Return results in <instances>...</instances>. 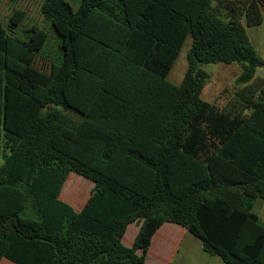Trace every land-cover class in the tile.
Returning a JSON list of instances; mask_svg holds the SVG:
<instances>
[{
  "label": "trees",
  "instance_id": "1",
  "mask_svg": "<svg viewBox=\"0 0 264 264\" xmlns=\"http://www.w3.org/2000/svg\"><path fill=\"white\" fill-rule=\"evenodd\" d=\"M263 9L43 0L50 57L46 28L12 7L0 22V261L146 264L156 232L176 223L226 264H264V59L247 31L264 30ZM189 38L177 85L168 75ZM218 63L242 66L223 108L202 98V65ZM71 173L94 183L81 212L61 199Z\"/></svg>",
  "mask_w": 264,
  "mask_h": 264
},
{
  "label": "rangeland",
  "instance_id": "2",
  "mask_svg": "<svg viewBox=\"0 0 264 264\" xmlns=\"http://www.w3.org/2000/svg\"><path fill=\"white\" fill-rule=\"evenodd\" d=\"M70 2L74 8H78L81 0H66ZM43 0H0V12L2 13V18H9V11L13 7H20L28 13L29 23L31 21L37 22L38 24H43V17L41 14V5ZM264 10V9H263ZM46 30L49 32L50 38L48 44L45 48V53L52 57L55 55L58 49V38L48 24H43ZM249 37L253 46L255 47L258 54L264 59V30L263 27H252L247 28ZM192 46V39L189 38L184 44L176 62L174 63L169 75L168 80L174 84L179 85L188 69L187 54ZM202 68L209 73L210 78L205 85L202 93L203 100L215 104L219 108H223L228 100L232 98L238 89L236 80L242 72V66L239 63L232 64H203ZM257 77H264V68H259L257 70ZM69 114L81 119V116L74 112H69ZM67 190H74L75 194H81V192L88 193L91 190L93 184L92 182L77 174L72 173L65 185ZM62 200H64L62 198ZM65 201V200H64ZM66 202V201H65ZM68 203V202H67ZM70 204V203H68ZM72 205V204H70ZM73 206V205H72ZM74 207V206H73ZM254 212L260 216L261 220L264 222V203L262 201H257Z\"/></svg>",
  "mask_w": 264,
  "mask_h": 264
},
{
  "label": "crops",
  "instance_id": "3",
  "mask_svg": "<svg viewBox=\"0 0 264 264\" xmlns=\"http://www.w3.org/2000/svg\"><path fill=\"white\" fill-rule=\"evenodd\" d=\"M6 15L4 14V22L6 21ZM2 21V13L0 12V22ZM43 24L44 23V20ZM29 25L37 22L26 21ZM43 24H39L43 26ZM45 27V26H44ZM72 174V173H71ZM69 175L68 181L71 177ZM65 183V185H66ZM93 186L88 193L81 192L77 194H70L71 190H67L64 185L61 199L63 198L66 203L72 204L71 206L77 212H81L85 207L88 199L92 195ZM70 192V193H69ZM63 200V201H64ZM69 204V205H70ZM260 217V216H259ZM141 222L132 223L128 226L125 236L122 240L126 247H132L136 240V237L140 231ZM141 255V251L138 252ZM0 264H16L7 258H3ZM146 264H226L224 260L217 256L207 253L202 242L193 234H191L185 227L176 223L164 224L154 235L151 243L150 250L147 255Z\"/></svg>",
  "mask_w": 264,
  "mask_h": 264
}]
</instances>
